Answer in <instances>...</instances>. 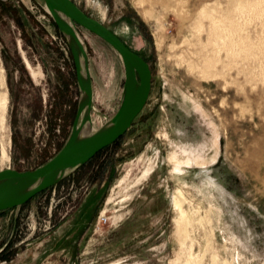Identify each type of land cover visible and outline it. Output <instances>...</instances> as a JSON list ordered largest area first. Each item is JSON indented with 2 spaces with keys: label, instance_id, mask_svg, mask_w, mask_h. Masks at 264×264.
Segmentation results:
<instances>
[{
  "label": "rangeland",
  "instance_id": "obj_1",
  "mask_svg": "<svg viewBox=\"0 0 264 264\" xmlns=\"http://www.w3.org/2000/svg\"><path fill=\"white\" fill-rule=\"evenodd\" d=\"M73 1L149 63L151 95L118 142L0 212V264H264V0ZM77 31L100 129L125 67ZM2 76L0 171L35 170L68 141L80 101L42 0H0Z\"/></svg>",
  "mask_w": 264,
  "mask_h": 264
},
{
  "label": "water",
  "instance_id": "obj_2",
  "mask_svg": "<svg viewBox=\"0 0 264 264\" xmlns=\"http://www.w3.org/2000/svg\"><path fill=\"white\" fill-rule=\"evenodd\" d=\"M52 9V17L63 33L73 57L80 90L78 114L68 141L47 163L35 170L0 171V212L23 207L37 195L74 175L99 153L114 145L132 128L145 109L152 91L153 74L149 63L132 51L113 31L84 12L73 0H42ZM57 12L67 18L74 30L82 28L102 39L122 58L125 67V84L120 105L115 115L104 125L100 134L78 141L79 131L91 123L94 92L85 45L77 42L76 32L63 24ZM80 54L84 55L87 77L82 76ZM83 93L86 94L83 101ZM86 107L87 117L81 121V111ZM80 125V130L76 131ZM29 184L34 187L23 193Z\"/></svg>",
  "mask_w": 264,
  "mask_h": 264
},
{
  "label": "bare ground",
  "instance_id": "obj_3",
  "mask_svg": "<svg viewBox=\"0 0 264 264\" xmlns=\"http://www.w3.org/2000/svg\"><path fill=\"white\" fill-rule=\"evenodd\" d=\"M45 8H46V11L50 14V15H52L53 13H52V9L50 8V6L48 5V4H45ZM57 16H58V18H59V20L63 23V24H67V26L69 27V30H71V31H75L74 30V27L72 26V24L67 20V18L65 17V16H63L62 14H60V13H58L57 12ZM76 32V31H75ZM76 37H77V42L79 43V45H81V46H83L84 45V43H83V40H82V38L80 37V35L76 32ZM80 58H81V62H82V76L84 77V78H86L87 77V72H86V66H85V59H84V55L83 54H80ZM4 84V79H3V76H2V78L0 79V85H3ZM85 96H86V94L85 93H83V101L85 100ZM5 100V102H6V99H4ZM86 117H87V110H86V107L84 106V108L82 109V111H81V121L83 120V119H86ZM91 123H89V124H87L82 130H80V125L78 126V128L76 129V131L78 130H80L79 131V137H78V141H83V140H86V139H88V138H91V137H93V136H96V135H98V134H100V132H101V130H102V128L104 127V126H102L100 129H96L95 128V125H94V123H93V120H92V118H91ZM34 187V184H29L28 186H27V188L23 191V193H25V192H28L29 190H31L32 188Z\"/></svg>",
  "mask_w": 264,
  "mask_h": 264
},
{
  "label": "trees",
  "instance_id": "obj_4",
  "mask_svg": "<svg viewBox=\"0 0 264 264\" xmlns=\"http://www.w3.org/2000/svg\"><path fill=\"white\" fill-rule=\"evenodd\" d=\"M107 149V148H106Z\"/></svg>",
  "mask_w": 264,
  "mask_h": 264
}]
</instances>
